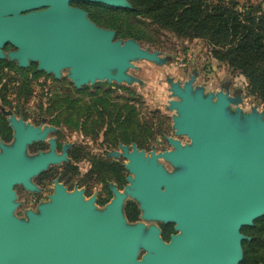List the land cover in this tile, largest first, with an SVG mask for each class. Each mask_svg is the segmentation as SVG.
I'll return each instance as SVG.
<instances>
[{"label": "water", "instance_id": "1", "mask_svg": "<svg viewBox=\"0 0 264 264\" xmlns=\"http://www.w3.org/2000/svg\"><path fill=\"white\" fill-rule=\"evenodd\" d=\"M73 2L131 9L127 0H0V47L15 49L8 59L19 68L37 63L55 79L66 69L77 90L98 81L139 83L127 74L134 62H166L133 38L115 40L114 31L96 26ZM193 82L194 76L182 86L170 82L177 100L167 102L175 136L188 142L166 138L172 150L157 154L120 145L109 156L126 159L128 185L121 192L110 185L112 198L100 210L94 196L86 200L81 190L67 192L55 182L35 212L14 215V187L37 191L31 178L66 157L54 153L53 142L50 152L27 156V145L48 130L11 119L15 140L0 142V264H240L242 242L250 241L241 229L264 216L263 114L254 108L243 114L240 96L205 94ZM127 199L142 221L127 222ZM145 222L172 224L175 234L165 242Z\"/></svg>", "mask_w": 264, "mask_h": 264}, {"label": "rangeland", "instance_id": "2", "mask_svg": "<svg viewBox=\"0 0 264 264\" xmlns=\"http://www.w3.org/2000/svg\"><path fill=\"white\" fill-rule=\"evenodd\" d=\"M247 1L264 5V0H239V3ZM73 3L89 4L87 8H91V13L86 12L89 20L90 16H93L97 21L99 20L97 24L93 23L106 29L104 22L111 19L110 14L94 12L93 3ZM73 3L71 6L77 7L72 5ZM119 22L123 29L131 23L124 20ZM134 24L143 37L141 41H135L142 48L157 51L166 59L162 65L147 61L134 62V68L127 70V74L138 79L139 83L116 84L98 81L77 90L68 78V70H62L60 78L55 79L52 74L38 71L37 63L33 62L29 63L25 72L20 71L21 79L13 69V73L5 79L6 82H0L3 85L0 89V108L7 105L10 108L24 106L30 124L53 126L58 129L61 139L72 146L71 160L67 170H73L72 164L78 165L76 167L78 187L91 189L92 196H97L95 204L99 210L109 202L110 185H114L121 191L128 185L126 181L128 172L124 167L126 159L121 156L117 158L109 156L111 152H121L120 145L130 148L133 144L146 154L151 151L157 154L172 150L166 138L176 139L181 144L188 142L185 136H175L172 129V116L175 112L167 109V102L177 98L172 97L170 82L182 86L191 76H194L193 88H202L205 94L223 91L230 96H240L242 102L238 107L243 114L250 113L254 108L258 114H263L264 118V103L246 94V83L241 75L211 58L209 48L203 40L179 38L163 30H157L156 27L144 21ZM114 39L125 41L117 39L115 31ZM7 96L8 104L5 99ZM128 107L133 109L134 120L138 123L136 122L134 126V139L125 141L126 125L122 122L126 118ZM234 109L235 106L230 107L231 111ZM2 143L10 145L12 142ZM159 163L168 172L173 171V167L166 161L160 159ZM65 169L63 168L64 171ZM68 184L72 185L71 180ZM14 191L15 202L18 203L14 215L24 218L25 212L32 207L26 204V196L20 187H14ZM48 193L49 189H45L41 198L46 199ZM130 202L134 201L130 199L124 201L123 214L128 223H135L130 222L126 216V207ZM134 204L137 206L135 202ZM137 211L136 221H142L138 207ZM254 222L251 227L241 229L246 232L249 229L247 235L241 233L251 238L250 241L242 242L243 256L244 242L249 243L254 239L250 236L254 233L252 229L255 226ZM145 224H154L158 228L161 225V238L168 239V233L166 234L168 226H163L168 224L156 222H145ZM256 227L258 229V225ZM257 235L260 243L256 246L246 245L247 256L250 255L248 262L257 260V264H264V243L262 242L264 233Z\"/></svg>", "mask_w": 264, "mask_h": 264}, {"label": "trees", "instance_id": "3", "mask_svg": "<svg viewBox=\"0 0 264 264\" xmlns=\"http://www.w3.org/2000/svg\"><path fill=\"white\" fill-rule=\"evenodd\" d=\"M127 1L131 5L129 10L95 4L92 6L94 12L111 15V19L104 22V27L115 31L117 39L134 38L137 42L141 41L143 37L134 23L144 21L157 30H163L179 38L203 40L209 48L211 58L241 75L246 83V94L264 103L263 4L250 1L240 4L239 0ZM72 5L91 13V8H87L89 4ZM90 20L96 24L99 21L93 16H90ZM119 20L131 23L123 29ZM133 112V109L128 107L126 118L122 122L126 125L125 141L134 139L133 132L137 121L134 120ZM126 216L130 222L136 221L138 211L134 203H128ZM254 224L252 229L255 234H250L254 239L249 243L244 242L245 254L241 264H257V260L248 262L250 255L247 256L246 245L256 246L260 243L257 234L264 233V217L256 220ZM241 232L248 234L245 230Z\"/></svg>", "mask_w": 264, "mask_h": 264}, {"label": "flooded vegetation", "instance_id": "4", "mask_svg": "<svg viewBox=\"0 0 264 264\" xmlns=\"http://www.w3.org/2000/svg\"><path fill=\"white\" fill-rule=\"evenodd\" d=\"M14 50H15L14 47L9 43H5L4 45H2V47H0V51L4 55L3 58H0V82L5 83L6 82L5 79L9 78V75L13 73V69L16 70L18 77L20 78L21 76L20 71L25 72V70L29 66L28 65L25 68H19L14 60L8 59L7 57L8 53L13 52ZM2 86L3 85L0 84V89L2 88ZM5 99L7 100L6 104H8L9 97L7 96ZM7 106H2L0 108V142H14L15 131L10 122V120L13 119L14 122L21 121L25 126L30 125L34 128H38L40 129V132L48 130L41 140L32 141L29 145H27L26 147L27 156H36L39 153L46 154L50 152L51 149L50 142L54 143L53 151L57 156H61L65 152L66 160L61 161L60 163L50 164L44 171L38 173L37 175L31 178V182L37 188V191H28L24 189L22 186H16V187H20L22 192L25 194L26 196L25 198L27 201L26 204L32 207L30 210L35 212L40 204L48 201V197L53 193L55 182L61 185L67 192H72L75 189L81 190L82 195L86 200L93 197L92 196L93 193L92 194L90 193L91 189L85 187H78L77 173H76L77 172L76 167L78 165L72 164V166L75 169L73 168V170L71 171L67 170L68 167L67 165L71 160L72 146L70 144L65 143L61 139V137L58 135V129L54 128L53 126H46V125L41 126V125L30 124L28 122L26 116L27 111L25 110L24 106L22 108L20 106L18 108H14V107L10 108ZM63 168H66L65 171L63 170ZM69 180H71L72 183L71 186L68 184ZM45 189H49V193L46 195V199L43 200L41 198V195L45 191ZM108 190H109L108 193H111L110 189ZM119 190L121 191V189H118V191ZM111 195L112 193L110 194L109 201L111 199ZM96 201H97V196L95 195V202ZM163 226H168V228L166 227L168 233L167 235L168 239L167 240L162 239V240L168 242L170 236L175 234L173 225L168 224ZM159 228L161 231L160 235H162L161 225H159Z\"/></svg>", "mask_w": 264, "mask_h": 264}]
</instances>
